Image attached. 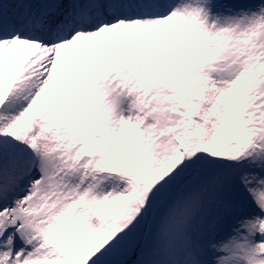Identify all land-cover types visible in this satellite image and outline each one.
<instances>
[{
	"label": "snow or ice",
	"instance_id": "obj_1",
	"mask_svg": "<svg viewBox=\"0 0 264 264\" xmlns=\"http://www.w3.org/2000/svg\"><path fill=\"white\" fill-rule=\"evenodd\" d=\"M0 264H264V0H0Z\"/></svg>",
	"mask_w": 264,
	"mask_h": 264
}]
</instances>
